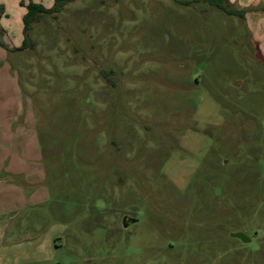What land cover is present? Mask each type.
I'll list each match as a JSON object with an SVG mask.
<instances>
[{
    "label": "rangeland",
    "instance_id": "rangeland-1",
    "mask_svg": "<svg viewBox=\"0 0 264 264\" xmlns=\"http://www.w3.org/2000/svg\"><path fill=\"white\" fill-rule=\"evenodd\" d=\"M29 3L0 0V264H264V0H74L22 48Z\"/></svg>",
    "mask_w": 264,
    "mask_h": 264
},
{
    "label": "trees",
    "instance_id": "trees-1",
    "mask_svg": "<svg viewBox=\"0 0 264 264\" xmlns=\"http://www.w3.org/2000/svg\"><path fill=\"white\" fill-rule=\"evenodd\" d=\"M54 4L53 7L50 9H45L40 4L29 3L26 6V14L23 17V33L25 34V38L22 44V48L32 47V43L29 39V31L30 25L32 22L39 21L43 15L53 14L59 12L66 4L74 1V0H53ZM225 0H207V3L212 6H216L221 11L229 14L234 15L240 18L244 17L245 11L244 10H228L224 7ZM264 11V8L261 9Z\"/></svg>",
    "mask_w": 264,
    "mask_h": 264
},
{
    "label": "crops",
    "instance_id": "crops-1",
    "mask_svg": "<svg viewBox=\"0 0 264 264\" xmlns=\"http://www.w3.org/2000/svg\"><path fill=\"white\" fill-rule=\"evenodd\" d=\"M252 2V1H251ZM254 3V2H253ZM24 125V124H23ZM11 129V130H10ZM9 129L8 133V141L5 142V144L8 145V149H10V155H16L17 152H14L15 150L12 148L13 146H17L20 148V154L18 153V156H21L22 152L21 149L24 148V145L28 142L30 139L31 134L21 125L13 126V128Z\"/></svg>",
    "mask_w": 264,
    "mask_h": 264
},
{
    "label": "water",
    "instance_id": "water-1",
    "mask_svg": "<svg viewBox=\"0 0 264 264\" xmlns=\"http://www.w3.org/2000/svg\"><path fill=\"white\" fill-rule=\"evenodd\" d=\"M128 222H135V220L132 219H127L126 217L123 218V227H127ZM231 237L233 238H237L240 239L241 241H245V237L243 234L241 233H235V234H231Z\"/></svg>",
    "mask_w": 264,
    "mask_h": 264
}]
</instances>
